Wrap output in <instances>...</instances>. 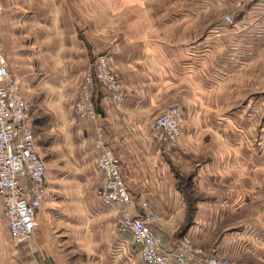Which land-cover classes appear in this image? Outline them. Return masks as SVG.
I'll use <instances>...</instances> for the list:
<instances>
[{"label":"crops","instance_id":"obj_1","mask_svg":"<svg viewBox=\"0 0 264 264\" xmlns=\"http://www.w3.org/2000/svg\"><path fill=\"white\" fill-rule=\"evenodd\" d=\"M0 10V62L46 165L29 240L10 236L0 200V264H144L119 228L141 202L164 250L201 251L188 264H264V0H0ZM98 55L125 99L116 107L97 88L89 119L75 106ZM172 105L180 137L155 141L153 122ZM98 126L131 204L97 197Z\"/></svg>","mask_w":264,"mask_h":264},{"label":"built area","instance_id":"obj_2","mask_svg":"<svg viewBox=\"0 0 264 264\" xmlns=\"http://www.w3.org/2000/svg\"><path fill=\"white\" fill-rule=\"evenodd\" d=\"M1 11V10H0ZM230 22L229 17H225ZM116 106L125 99L124 86L111 68L106 55H98L87 69L80 86V97L75 106L80 117L96 119L97 106L94 101L96 89ZM185 117L175 106L164 109L154 120L150 137L155 141L171 144L180 137ZM104 133L98 126L96 148L100 154L96 160L102 181L97 197L105 204L132 203L131 192L124 182L118 159L103 141ZM46 165L36 150V137L32 131L27 105L19 94L16 75L0 62V200L4 219L13 239L29 240L37 226L36 216L46 194ZM141 216L125 215L120 231L129 233L132 242L139 248L144 264H188L191 255L201 251L190 243L181 241L168 252L163 249L161 237L154 233L151 224L157 217L147 202H141ZM205 264H236L225 257L207 256Z\"/></svg>","mask_w":264,"mask_h":264},{"label":"rangeland","instance_id":"obj_3","mask_svg":"<svg viewBox=\"0 0 264 264\" xmlns=\"http://www.w3.org/2000/svg\"><path fill=\"white\" fill-rule=\"evenodd\" d=\"M154 212V211H153ZM155 214V213H154ZM185 242H187V241H185ZM189 243V242H188Z\"/></svg>","mask_w":264,"mask_h":264}]
</instances>
